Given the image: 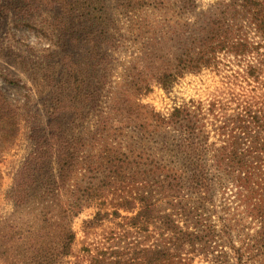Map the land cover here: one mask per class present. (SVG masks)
Returning <instances> with one entry per match:
<instances>
[{
	"label": "rangeland",
	"instance_id": "1",
	"mask_svg": "<svg viewBox=\"0 0 264 264\" xmlns=\"http://www.w3.org/2000/svg\"><path fill=\"white\" fill-rule=\"evenodd\" d=\"M49 1L0 0V94L16 108L20 129L0 165V234L23 233L28 226L29 212L9 196L15 174L43 146L51 124H59L62 134L78 144L87 165L96 167L106 156H128L134 169L147 176L153 174L155 157L169 162L156 148L160 139L152 113L168 118L191 102L208 106L214 101L233 112L239 102L264 101V49L256 59L221 55L214 66L187 73L169 91L157 83L192 46L203 21L215 16L216 5L230 0H70L73 6L67 10ZM248 37L257 41L253 34ZM255 66L259 82L247 76ZM67 105L70 113L58 119L55 109L69 110ZM216 140L211 135L210 143ZM83 175L73 188L92 182L91 175ZM131 196L129 191L110 194L103 212L112 214L118 202ZM98 210L91 206L74 219V254L61 264H90L100 250L109 249L121 264H144L141 252L162 244L157 230L130 228L125 218L136 213L125 211L85 232L83 223ZM18 261L0 257V264ZM193 264L209 263L197 257Z\"/></svg>",
	"mask_w": 264,
	"mask_h": 264
},
{
	"label": "trees",
	"instance_id": "2",
	"mask_svg": "<svg viewBox=\"0 0 264 264\" xmlns=\"http://www.w3.org/2000/svg\"><path fill=\"white\" fill-rule=\"evenodd\" d=\"M48 3L66 10L73 6L70 0ZM216 11L191 35L192 46L174 69L158 76L166 91L187 73L214 66L221 55L256 59L264 49V0H230L216 5ZM247 76L259 82L258 66L250 67ZM220 105L191 102L168 118L152 113L160 139L156 148L169 162L155 157L153 174L147 176L128 156H106L96 167L87 165L78 144L62 134L59 124H51L43 146L14 176L10 200L29 212L30 221L23 233L0 234V257L20 264H61L74 254V219L96 205L98 212L83 223L85 232L111 216L120 218V211L136 213L125 218L130 228L159 232L162 244L141 252L144 264H193L197 257L209 264H264V101L239 102L233 112ZM66 108L55 109L58 119L70 113ZM19 132L16 108L0 94V165ZM211 135L216 142L210 143ZM82 173L92 182L73 188ZM2 183L0 169V192ZM128 191L132 196L118 202L112 214L103 212L110 194ZM114 255L111 249L100 250L90 264H121Z\"/></svg>",
	"mask_w": 264,
	"mask_h": 264
}]
</instances>
